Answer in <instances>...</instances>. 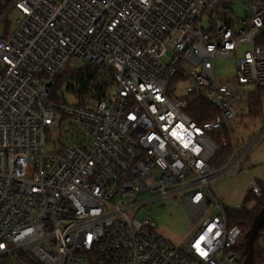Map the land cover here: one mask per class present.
Listing matches in <instances>:
<instances>
[{
    "label": "built area",
    "instance_id": "2783aa9c",
    "mask_svg": "<svg viewBox=\"0 0 264 264\" xmlns=\"http://www.w3.org/2000/svg\"><path fill=\"white\" fill-rule=\"evenodd\" d=\"M261 41L264 0H0V264H240L244 231L213 187L254 142L238 146L230 125L232 102L264 91ZM219 57L235 58L233 78L216 79ZM200 97L211 120L187 111ZM146 190L184 200L182 245L138 214Z\"/></svg>",
    "mask_w": 264,
    "mask_h": 264
},
{
    "label": "rangeland",
    "instance_id": "374dc122",
    "mask_svg": "<svg viewBox=\"0 0 264 264\" xmlns=\"http://www.w3.org/2000/svg\"><path fill=\"white\" fill-rule=\"evenodd\" d=\"M233 14L242 18L245 15L246 3L237 2L232 7ZM15 11H13L1 25L3 28L15 27ZM200 27L207 28L209 21L207 19L199 23ZM250 44L240 48L241 54L245 49H249ZM236 74L235 58L219 57L216 59L215 75L216 79L224 80L233 78ZM186 82L179 80L171 86L176 95H185ZM256 86H252L250 91L255 90ZM68 103L74 102V96L64 87L59 91ZM264 107V95H263ZM237 110V117L230 125L232 138L238 146L245 148L251 141L253 144L244 153L241 163L245 168L241 172L229 174L225 172L214 183L213 192L218 196L219 200L228 207H235L241 204V208L251 209L255 204V199L245 201V197L252 190L254 180L264 186V116L262 118H252L248 113L247 99L243 98L239 101L232 102ZM55 137L53 136L52 139ZM252 162V164H251ZM251 165H250V164ZM137 201L145 203L140 207L138 214L144 210L148 212L151 222L155 225L157 232L165 239L176 245H182L183 241L188 237V228L191 223L187 205L183 199L176 204L169 198L159 197L157 192L146 190L141 191ZM240 209V208H239ZM259 245L264 253V237L260 238Z\"/></svg>",
    "mask_w": 264,
    "mask_h": 264
},
{
    "label": "trees",
    "instance_id": "16d2710c",
    "mask_svg": "<svg viewBox=\"0 0 264 264\" xmlns=\"http://www.w3.org/2000/svg\"><path fill=\"white\" fill-rule=\"evenodd\" d=\"M262 46H264V42H259ZM67 76L71 80V82H75L79 86V94L86 93V72L81 73L80 71H68ZM89 79L94 78L92 76H87ZM65 80L63 77H60L57 80L56 91L64 84ZM70 88V86L68 87ZM263 95L264 91L259 90L256 93H252L250 103H249V115L252 118H262L264 116V107H263ZM187 111L189 115L198 122H204L207 120H211L218 113L219 110L217 106H215L211 101L200 97L192 99L187 107ZM228 137V136H227ZM229 138V137H228ZM231 145L224 148V152L220 157V162H222L225 156L231 154L232 152ZM261 185V184H260ZM262 195L255 196L252 191H249L248 195L245 197V201H251L253 198L255 199V204L251 209L248 208H235L226 206V211L229 219V223L231 225H238L244 231V236L237 245V250L241 255V263L243 264L246 258L245 250L247 246V233L249 232L255 218L259 214V212L264 207V186L261 185ZM264 237V225L258 231V234L254 241V262L255 264H264V253L263 249L259 245L260 238Z\"/></svg>",
    "mask_w": 264,
    "mask_h": 264
},
{
    "label": "water",
    "instance_id": "95a60500",
    "mask_svg": "<svg viewBox=\"0 0 264 264\" xmlns=\"http://www.w3.org/2000/svg\"><path fill=\"white\" fill-rule=\"evenodd\" d=\"M264 225V207L255 218L249 232L247 233L246 258L243 264H255L254 262V241L258 231Z\"/></svg>",
    "mask_w": 264,
    "mask_h": 264
},
{
    "label": "crops",
    "instance_id": "0c3cea01",
    "mask_svg": "<svg viewBox=\"0 0 264 264\" xmlns=\"http://www.w3.org/2000/svg\"><path fill=\"white\" fill-rule=\"evenodd\" d=\"M249 164H250V163H249ZM251 164H252V162H251ZM251 164H250V165H251ZM241 166H242V163H241ZM242 167H243V166H242ZM243 168H244V167H243ZM244 169H245V168H244Z\"/></svg>",
    "mask_w": 264,
    "mask_h": 264
}]
</instances>
